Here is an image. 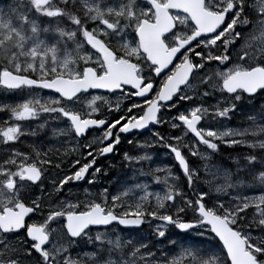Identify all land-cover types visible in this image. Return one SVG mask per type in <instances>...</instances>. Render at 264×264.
Masks as SVG:
<instances>
[{
  "label": "snow or ice",
  "instance_id": "snow-or-ice-1",
  "mask_svg": "<svg viewBox=\"0 0 264 264\" xmlns=\"http://www.w3.org/2000/svg\"><path fill=\"white\" fill-rule=\"evenodd\" d=\"M0 88L21 94L0 102V264H264V103L246 111L264 93V0H8ZM96 90L119 93L116 104ZM237 112L248 126H214ZM154 126L170 131L127 139ZM122 136L166 150L177 173L132 167L134 182L115 193L62 198L68 185L95 183L97 160ZM220 144L249 151L231 158L233 169L216 166L222 182L190 198L181 177L194 190ZM122 157L126 166L154 159ZM145 223L155 244L108 231Z\"/></svg>",
  "mask_w": 264,
  "mask_h": 264
},
{
  "label": "rangeland",
  "instance_id": "rangeland-1",
  "mask_svg": "<svg viewBox=\"0 0 264 264\" xmlns=\"http://www.w3.org/2000/svg\"><path fill=\"white\" fill-rule=\"evenodd\" d=\"M7 3H8V0H0V4H7ZM245 31H247V29H245ZM234 62H235V60H234ZM216 66L217 65L215 63H213L211 68L215 69ZM37 94L41 95V96L52 95L51 93H47L45 91H40ZM92 95H97V94H92ZM102 96H105V95H102ZM20 97H21L20 93L13 94V93L5 90V89L0 88V102L11 103V102L18 100ZM105 97L107 99H109L112 102V105L114 106L117 102V98L119 97V93L116 95H113V96H105ZM216 98H219V97L217 96L215 98H213V97L206 98L204 103L205 104H212L215 102ZM88 99H90V96L86 99H83L82 103L84 105H86ZM257 100H259V101H257ZM137 102H139V101L137 100ZM123 103L126 105L127 102L124 101ZM262 103H264V93H262L261 96H258L252 102V104L249 106V108L246 109V111L258 110ZM97 106H100L99 101H97ZM53 126H57V125H53ZM214 126L221 128V130H223L224 128H244V127L248 126V122L245 120L244 114L237 112V113L233 114L230 119L222 120L219 122L218 125H214ZM151 131H161V132H164L165 134H167V133H169L170 130L166 127L154 126L151 130H149L143 134H137V135L129 136V137H127V139L139 140L141 143H143L145 139L150 138ZM172 134H179V133H176L173 131ZM41 138H43V136ZM91 138H92V136L90 138H86V140H90ZM127 139L124 136L121 137L122 142H121L120 147L117 149L118 155L116 156V159H113L111 167L109 168V170H111V172H112V175L110 176L111 179H106V177H105L106 175H102V177H104V178L100 179L97 175L95 183L92 185H88L86 181L83 183H76V184L68 185L65 188L64 193L61 194V197L67 199L70 196L71 201L73 203H77V202L83 201L85 199V197L83 195L84 189H88V191L92 194V196L88 197L89 199L94 198L96 195L99 194V192L103 188H107V187H108L107 189L109 192L115 193L117 190L121 189L122 186H125L127 184H131L134 182L131 179V177L133 176L132 167H144V166L147 167L149 165L153 166L152 161H157L159 166L169 165V166H171L173 173L174 174L177 173V168L175 166L174 159L171 156L165 155L166 150L160 149V148H155V147L151 148V149H146V150H138L134 144H132V145L128 144ZM191 139H193V138L191 137V134H189V136L185 142H187L188 140H191ZM86 140H81L80 143L83 144L86 142ZM16 147L22 148L21 144L16 145ZM2 148H3V146L0 145V150H2ZM226 149H228V150H226ZM229 149H234V153H227L228 151H230ZM142 151H147L149 154L153 155L154 159L151 161V164L145 163L143 165L138 164L135 166H133V165H127L126 166V162L123 160V157H122V154L124 152L129 153V155H138V154H142ZM200 151H207V150L203 146H200ZM248 151L249 150L247 148L242 147V146L228 147L224 144H220L219 152L215 153V154H211L210 159L207 161V164L209 165V170H208L207 174L204 171H201L200 182L194 185V190H188L186 182H183V179L181 177V181L183 183L184 188L187 191L188 196L193 199L196 196V190L208 191L209 188H212L214 190L215 184L222 182L219 178L214 179V177L212 175V173L215 170V167L216 166H222L223 168L233 169L234 165L232 163L231 158L233 156H240L243 153L248 152ZM74 155L77 158H79L80 153L77 152ZM189 163L192 166H196V167L203 169L205 162L201 161L197 157H189ZM120 166L123 170L120 172V175H119L118 172H119ZM114 172H115V177H114ZM116 173L118 174V176H116ZM161 175H162V173H161ZM121 176L124 177V179L123 178L119 179ZM126 176L128 179H126ZM141 179H143V178H141ZM205 180L209 181L210 183L209 184L203 183V181H205ZM135 182H139V179L136 180ZM45 184H47V181H45ZM160 188H161V185H157V184L151 185V190H157ZM35 190L37 192L39 191V189H35ZM45 190L46 191L48 190L47 187L45 188ZM246 194H253V193H252V191H248ZM147 225H148V228H150L148 223H147ZM112 229H115L118 233H120V235L124 239H126V238L129 239L131 237H135V234H132V232L124 233V232H121V230L118 228H111V229H108V231L111 232ZM96 231L97 230H91L90 235L94 236ZM169 234H170V237L176 238L178 236V238H179V233L174 228L169 229ZM136 236L147 237V236H149V233H147L145 230H143V231H140V233H138ZM84 250L90 251L91 247L88 245H83L81 248L77 249V251H84Z\"/></svg>",
  "mask_w": 264,
  "mask_h": 264
},
{
  "label": "flooded vegetation",
  "instance_id": "flooded-vegetation-1",
  "mask_svg": "<svg viewBox=\"0 0 264 264\" xmlns=\"http://www.w3.org/2000/svg\"><path fill=\"white\" fill-rule=\"evenodd\" d=\"M47 93H50V92H47ZM92 94L105 95V96H113L112 94H109V93H106V92H92ZM6 118H7L6 117V113H2L1 112L0 113V120L6 119ZM93 135H94V133L89 132V134H88V136L86 138H90ZM21 146H22V149L25 148V145L24 144H21ZM117 155H118V151L116 150V152L111 153V154H108L106 157H100L97 160L96 167H100L102 169L101 173L98 174V177L100 179L101 178H104V177H102V175H106L105 176L106 179H111L110 176L112 175V172H111V170H109V168L111 167V164H112L113 159H116V156ZM82 162H84V161H82ZM116 176H118L117 173H116ZM114 177H115V172H114ZM83 182H85V181H81V182H78V183H83ZM111 228H118L119 229V227L117 225H112ZM92 230H98V229L92 228Z\"/></svg>",
  "mask_w": 264,
  "mask_h": 264
},
{
  "label": "trees",
  "instance_id": "trees-1",
  "mask_svg": "<svg viewBox=\"0 0 264 264\" xmlns=\"http://www.w3.org/2000/svg\"><path fill=\"white\" fill-rule=\"evenodd\" d=\"M257 101H259V100H257ZM256 101V102H257ZM226 150H228V149H226ZM230 151H228L227 153H234V149H229ZM153 162V166L155 165V166H159L158 165V162L157 161H152ZM149 167H151V165H149V166H147V167H145L144 166V168H145V170H148V168ZM123 169L122 168H120L119 167V175H120V172L122 171ZM124 179V177H120L119 179ZM126 179H128L127 178V176H126ZM141 179V178H140ZM182 179H183V177H182ZM193 199H195V198H193ZM143 230H145L147 233H149V236H147V238L149 239V240H151V242L153 243V244H155L156 243V240H153L152 239V232H151V229L150 228H148V225H147V223H145L144 224V226H143V228H141V230H133V231H129V232H127V233H130V232H132V234H135V237H137V238H139L138 236H136L138 233H140V231H143ZM124 233H126V231H123ZM170 238H172V239H177L178 238V236L176 237V238H173V237H170ZM126 239H128V238H126ZM161 243H166L165 241H161Z\"/></svg>",
  "mask_w": 264,
  "mask_h": 264
},
{
  "label": "water",
  "instance_id": "water-1",
  "mask_svg": "<svg viewBox=\"0 0 264 264\" xmlns=\"http://www.w3.org/2000/svg\"><path fill=\"white\" fill-rule=\"evenodd\" d=\"M96 91H101V92H104L103 90H96ZM147 131H148V130H146V131H143V133H145V132H147ZM120 227H121V228H123V226H120ZM141 227H142V226H141ZM141 227H140V228H141ZM94 228H95V227H94ZM140 228H139V229H140ZM123 229H126V228H123Z\"/></svg>",
  "mask_w": 264,
  "mask_h": 264
},
{
  "label": "bare ground",
  "instance_id": "bare-ground-1",
  "mask_svg": "<svg viewBox=\"0 0 264 264\" xmlns=\"http://www.w3.org/2000/svg\"><path fill=\"white\" fill-rule=\"evenodd\" d=\"M120 168H121V166H120ZM103 182V181H102ZM107 184V183H106ZM110 184V183H109ZM111 185V184H110ZM108 188V187H107ZM104 189V188H103Z\"/></svg>",
  "mask_w": 264,
  "mask_h": 264
}]
</instances>
